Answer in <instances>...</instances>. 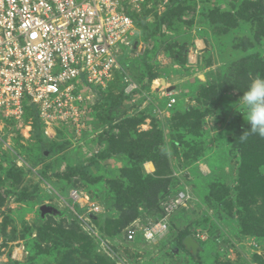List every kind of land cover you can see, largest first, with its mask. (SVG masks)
<instances>
[{"label": "rangeland", "instance_id": "374dc122", "mask_svg": "<svg viewBox=\"0 0 264 264\" xmlns=\"http://www.w3.org/2000/svg\"><path fill=\"white\" fill-rule=\"evenodd\" d=\"M143 10L133 56L120 59L132 95L114 77L84 104L82 127L56 125L47 140L29 119L0 117V260L16 251L20 264H264V155L257 148L254 160L246 141L240 153L234 134L250 125L229 107L264 73V0H156ZM107 127L117 138L105 153ZM72 188L98 213L72 203ZM182 190L190 199L166 237L144 241ZM183 233L199 244L196 259L176 243Z\"/></svg>", "mask_w": 264, "mask_h": 264}, {"label": "built area", "instance_id": "2783aa9c", "mask_svg": "<svg viewBox=\"0 0 264 264\" xmlns=\"http://www.w3.org/2000/svg\"><path fill=\"white\" fill-rule=\"evenodd\" d=\"M149 1L0 0V117L24 123L25 109L32 107L43 134L49 136L56 125L82 127L79 122L88 106L84 104L96 98L95 91L105 89L115 74L123 76L127 95L136 92L120 59L124 49L133 56L132 40L136 41L138 30L130 13H138ZM75 81L87 95L68 84ZM174 103L171 99L167 106ZM69 198L84 204L89 213L99 211L76 189H71ZM189 199L182 190L163 203V217L142 230V239L162 238L171 215ZM139 234L133 227L126 229L129 242ZM20 257L13 251L0 264L20 263Z\"/></svg>", "mask_w": 264, "mask_h": 264}, {"label": "trees", "instance_id": "16d2710c", "mask_svg": "<svg viewBox=\"0 0 264 264\" xmlns=\"http://www.w3.org/2000/svg\"><path fill=\"white\" fill-rule=\"evenodd\" d=\"M156 0H151V1H149V3L151 4V3H154ZM146 6V4L143 6V8H142V12L144 11L143 9H144V7ZM130 16H131V18L133 19V21H134V24L136 25V27H137V29H138V19L140 18L139 17V15H137L136 13H130ZM148 73H149V71H148ZM261 75H264V73L262 74L261 73ZM148 76H149V74H148ZM114 77H117V78H119L118 80H119V83H120V88H121V92L123 91V89H124V87H125V84H124V82H123V76L121 75V74H115V76ZM105 89H97L96 91H95V93H96V99H98L99 98V96H101V91L103 92ZM123 96V95H122ZM25 111H26V114H25V118H24V121H25V119H29V120H31V126H32V132H33V134L36 136H39V138L40 139H42L43 140V138L44 139H46V137L44 136V134H43V129H42V124L39 122V120H38V118H37V116H36V114H35V111L32 109V107H28V108H26L25 109ZM250 128V127H249ZM249 128H243L242 130H239V132H238V134H236V136H235V134H234V139L235 138H237V140H238V143H237V147H239V148H241L240 149V153H241V150H243V151H245V149L244 148H246V147H244V142L246 141V142H248L249 143V145H250V147H248V150L247 151H251L252 150V157L254 158V160H255V157H254V155H257L256 154V152L257 151H259V150H257V148H260L261 150L259 151L262 155H264V138H261V137H259V136H257V135H250V136H248V138L246 139V140H241V139H239L238 138V136L239 135H242L243 134V132L244 131H247ZM112 129V128H111ZM111 129H110V127H107L106 129H105V131H103L101 134H100V139L98 138V140L102 143V144H104V145H106V149H105V153H107L108 152V150H110V151H112V147H113V143L116 141L115 139L117 138V137H115L114 135H113V133H112V131H111ZM60 134V133H59ZM47 140V139H46ZM107 145H108V147H110L109 149H108V147H107ZM111 145V146H110ZM47 148H48V146H46V148H45V150H47ZM247 149V148H246ZM123 150V149H122ZM113 152V151H112ZM260 163H262V166L264 167V162H260ZM260 163H258V164H260ZM76 172H79V170L78 171H76ZM255 187H253L252 186V188H249V189H254ZM73 189V188H72ZM77 190V189H76ZM255 190V189H254ZM251 192H253V191H251ZM170 198V197H169ZM168 200V198L165 200V202ZM164 202V203H165ZM163 204V203H162ZM161 212H163L162 211V209H161ZM127 228H129V227H127ZM127 228H125L124 230H125V232H126V229ZM169 228H170V224H169ZM167 235V234H166ZM166 235H164L161 239H164L165 237H166ZM139 236V235H138ZM137 236V237H138ZM186 236H191V235H189V234H187V233H183V234H181L180 236H179V239H177V241H176V243H178L179 242V245L182 247V248H184L185 249V247H184V245H183V239L186 237ZM136 237V238H137ZM136 238H135V240H136ZM194 239H195V237H194ZM134 240V241H135ZM199 245V244H198ZM175 246V245H174ZM199 248H200V246H199ZM176 250H178V248L177 247H174L173 248V252H177ZM186 250V249H185ZM190 253V252H189ZM191 254V253H190ZM191 256H192V258L193 259H196L197 257V255L196 256H193L192 254H191ZM28 261L30 262V263H28V264H32V262H33V260H32V258L31 257H29V259H28ZM13 264H20V263H13Z\"/></svg>", "mask_w": 264, "mask_h": 264}, {"label": "clouds", "instance_id": "9594fccd", "mask_svg": "<svg viewBox=\"0 0 264 264\" xmlns=\"http://www.w3.org/2000/svg\"><path fill=\"white\" fill-rule=\"evenodd\" d=\"M237 91H240L236 88ZM242 96L229 107L243 117L246 124L250 125L247 131L240 136L246 140L250 135H257L264 138V75L256 73ZM213 120L216 114L212 113Z\"/></svg>", "mask_w": 264, "mask_h": 264}, {"label": "water", "instance_id": "95a60500", "mask_svg": "<svg viewBox=\"0 0 264 264\" xmlns=\"http://www.w3.org/2000/svg\"><path fill=\"white\" fill-rule=\"evenodd\" d=\"M183 245L187 251H189L193 256H196L199 250V245L191 236H186L183 239Z\"/></svg>", "mask_w": 264, "mask_h": 264}, {"label": "bare ground", "instance_id": "6f19581e", "mask_svg": "<svg viewBox=\"0 0 264 264\" xmlns=\"http://www.w3.org/2000/svg\"><path fill=\"white\" fill-rule=\"evenodd\" d=\"M148 169H151V168L148 167Z\"/></svg>", "mask_w": 264, "mask_h": 264}]
</instances>
